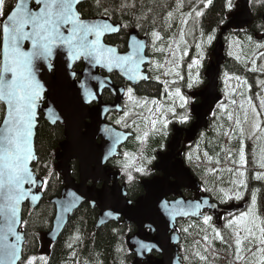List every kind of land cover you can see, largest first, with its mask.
<instances>
[{
	"label": "snow or ice",
	"instance_id": "1",
	"mask_svg": "<svg viewBox=\"0 0 264 264\" xmlns=\"http://www.w3.org/2000/svg\"><path fill=\"white\" fill-rule=\"evenodd\" d=\"M244 2L249 16L255 13L262 18V22L255 27L262 33L260 39L264 40V0ZM84 3L85 0H14V3L8 4L7 0H0V264H36L37 257L27 255L21 243L22 234L18 229L21 225L27 226V221L21 215L22 206L25 202L38 206L42 199L40 193L46 192L53 181L59 180V174L46 161L38 159L33 149V130L38 109L47 102V89L39 78L43 69L52 71L56 66L55 62L62 61L66 76L76 82L82 106L92 104L98 99L102 89L110 87L105 79L97 75L96 69H105L108 73L118 71L132 82L124 92L127 97L126 107L130 103L133 107L147 108L150 113L146 121L150 123V128L136 137L141 145H145L150 135L167 137L171 125H184L191 121L189 105L192 97L187 95L184 89L193 90L203 83L201 70L204 68L207 49L217 40L218 28L230 27L244 11L240 0H199L198 5H189L190 10L184 12V0H175L174 5H168V8L174 10H167L166 15L160 17L152 15L150 9L144 11L145 6H138L136 0L131 2L92 0L89 6L96 9L98 18L84 19L81 12ZM209 8H215L217 11V27L210 28L207 32L201 29L199 39L194 44L195 56H191L186 39L187 26L193 18L199 19L204 16L202 9ZM117 12L120 14L119 20L115 19ZM177 12L181 15L182 25L179 38L169 36L165 42L162 33L165 29L170 30L173 27L170 21ZM250 22V20L240 22L245 43L254 44L256 50L264 49V43L255 42L253 36L248 35L247 30L243 28V24ZM133 27L143 32L146 39H141L135 33L126 32L127 47L123 53L117 47L104 43L106 36L125 32L126 29ZM149 47L154 52L170 54L171 59L165 60L163 64L146 59L143 53ZM233 47L242 49L243 46L241 41L231 40L229 48ZM228 55L233 56V51H229ZM186 57L189 58V62L184 68L183 62ZM234 58L237 61L241 59L239 55ZM262 58L264 51L247 60V65H250L247 70L264 75V64L257 62ZM80 61L87 64L83 79H80L81 74L74 70L75 63ZM145 64L149 65L150 70L153 67L166 69L155 77L157 82L164 85L163 96L159 101L137 98L134 94L136 82L152 79L142 71L141 66ZM161 75L168 79L161 81ZM222 83L224 85L222 94L227 103L218 102L216 109L220 113H226L227 119L233 121L234 115L229 111V106L237 104L235 97L239 94L247 102V107L244 102L240 104L243 121L239 116L234 120L239 135L242 137L245 135L242 124L249 122L250 114L249 138H256L257 133L264 135L262 119L264 97L261 96V93H264V80L258 82L260 92L256 95L259 109L253 103L251 95L245 97L242 91L246 89L251 93L252 88L248 80L225 72L222 74ZM45 113L52 124L63 120L54 104L47 106ZM129 116L130 112L124 110L123 119L117 120L116 124L124 123L125 127H128L126 121ZM213 116H216L215 111ZM132 126L135 127V121ZM102 132L109 143L105 153L97 160L98 168L117 156L122 137L119 131L108 126H105ZM225 135L231 139L230 133L226 132ZM204 155L211 162L208 154ZM122 156V159L116 160V164L120 176L126 178L129 185L137 178L134 173L142 177L152 174L149 165L155 156H146L143 147L138 156L128 152H124ZM238 156V160L234 159L228 150L227 159L236 165L235 169H227L234 177L229 181V187L209 188L205 183L200 191L211 193L220 204L244 199V193L248 190L249 174L246 171L248 161L243 139L239 141ZM187 159L191 162L192 156L188 155ZM253 163L254 167L261 171L254 172L251 179L264 181V156ZM81 174L84 179H88L87 175ZM95 178L93 176V180ZM123 195L126 196L127 193ZM82 199V196L75 192L65 193L58 202L59 213L55 217V228L61 226V221L67 214L77 209ZM90 202L96 203L95 200ZM124 202L128 205L133 203L130 199ZM246 203L247 210L239 215L229 211L224 225L225 229H231L233 232L234 264H264V209H258L255 191L251 193L250 202ZM216 208L217 204L211 202V197L194 201L183 199L158 201V211L162 217L170 221L185 217L197 218V226L200 224L206 226L203 231L211 229L215 240L226 243L222 232L212 226L213 215L207 214L209 209ZM117 211L109 205V210L104 211L103 215L119 219ZM183 231L187 233L189 228H184ZM71 239L79 241L80 236L74 235ZM201 239L206 246L204 251L207 252L210 247L209 236L205 234ZM199 243L198 241L197 245ZM68 247L73 248V243H69ZM134 247V254L137 256L151 254L154 251L163 252L156 243L145 240H137ZM117 251L123 253L124 250L120 248ZM194 254L201 261L207 259L199 252ZM187 259L188 257H185V260ZM39 260L42 264H47L45 257L40 256Z\"/></svg>",
	"mask_w": 264,
	"mask_h": 264
},
{
	"label": "water",
	"instance_id": "2",
	"mask_svg": "<svg viewBox=\"0 0 264 264\" xmlns=\"http://www.w3.org/2000/svg\"><path fill=\"white\" fill-rule=\"evenodd\" d=\"M241 6L244 11H242L241 16L238 17L237 21L233 22L230 27L221 28L215 48L213 50L215 62L210 65L206 73V78L208 80V90L205 95V100L201 105L197 106L194 109L196 122L187 132V140L190 142L197 137L200 131L207 128L209 110L212 109L222 99L218 91V80L220 67L224 61V57L222 55L224 36L232 28L240 30L241 21L250 20L252 22L253 20L252 15L249 16L247 14V5L245 4L244 0H241ZM250 23L243 24V28L248 26ZM132 33H135L138 36L137 32ZM141 39L146 38L144 37ZM146 52L147 49L143 54L145 55L146 59H149V57H147L146 55ZM55 64L56 66L52 71H48L47 68H44L43 71L39 74V78L45 84V87L47 89V102L45 106H43L42 104L38 109L37 120L35 122V127L33 130V149L34 153L36 154L35 139L38 120L40 118V115H42L44 121L52 124L46 117L45 108L54 104L55 109L63 116V120L58 123L61 124L65 130V141L60 144L59 152L55 156V161L57 162V172L63 178L62 180L64 187L60 195L50 201V204L54 206L55 212L52 221V228L47 234L44 235L45 247L53 245L57 242L73 215L79 210L80 207L87 204L92 209L97 208L99 210V215L96 222L97 230L110 223H118L119 221H122L127 225L132 224L137 228L136 234L127 240V246L133 254L135 252L134 246L137 240H145L151 243H156L163 249V252L154 251V253L161 256V258L155 262H152L151 258L149 257L150 254H145L143 256H137L134 254L136 256L134 264H141V262H148V264H182L178 248L180 245V235L177 230V222L189 219L197 221V218L185 217L170 221L167 218L162 217V215L158 211V201L165 199L167 200L171 195L178 196L180 194V190L182 189H188L196 193H198L200 190V184L193 178L190 170L185 167L182 160H176V162H174L173 164L170 163V161L173 160L174 155L179 150V139L181 131L177 134V136L174 137L173 141L171 142L169 146V154L163 157L161 156L159 158V163L156 165V168L158 170L164 172V178L142 183L145 190L144 197L137 199L131 205L126 204L124 201L128 200V194L126 196L123 195L127 192L124 187L121 188L118 185L117 178L119 177V175L117 173L112 175V177L116 178V181L114 183V186L111 187L110 190H108L107 188H102L101 190H99L95 187V182L100 181V175H102V169L104 165H101L98 168L97 160L105 153L107 149L105 144L94 147L92 139L95 141L98 131L101 130V128L103 129L105 126H107L105 123V116L107 115V113L119 109V106H116L113 109H107V107L104 108L102 105H100L96 109V111L100 113V118L95 117L92 119L93 111L95 109L90 110L88 108V105H81V101L78 95L79 90L76 87V82L73 81L70 77L66 76L65 69L62 67V61L57 60ZM145 65L141 66L142 71L144 70L143 67ZM102 70L107 72L105 69ZM86 71L87 64L84 62V71L80 75L81 79L84 78L83 74ZM95 71L97 73V69ZM112 73L120 74L118 71H114ZM106 81L108 82V84H110L108 79H106ZM108 88L117 90L113 87ZM122 94L123 90H117L116 101H118V104ZM95 102H99V99H97ZM106 109L107 111H105ZM85 117L86 119L90 117L91 120H93V124L90 126L88 124L84 125L83 121ZM77 125L78 127L80 125L81 130L87 129V132L81 134L79 129L78 132H76ZM74 142H76L78 145L84 143V145L82 148L78 145L74 146ZM74 159L79 160V183L75 182L70 172V165L74 161ZM89 166H94L95 168H89ZM81 173L87 175L88 179H84ZM93 176L96 177L95 180H93ZM170 179H173L175 182H170ZM89 180L94 181L93 186L87 185V181ZM66 192H75L78 195L82 196L83 199L78 204L77 209H75L72 213L67 214L66 217L61 221V226L59 228H55V217L59 213L58 202L64 197ZM40 195L43 197V192L40 193ZM201 198H210V196L204 195L200 196L198 199ZM179 199H183L185 201H194L186 200L184 198ZM41 200L38 202V206ZM92 200H95L96 203L92 204L90 202ZM211 202L216 203L212 201V199ZM25 205L30 210L36 209L38 207L35 204L29 205L27 202H25V204L22 206L21 215L23 207ZM109 205L111 206V208L118 210L117 215L119 216V219L110 218L103 215L104 211L109 210ZM247 205L248 203L246 202L234 207H220L217 204V208L215 210L209 209L207 214L215 215L217 221L219 222L221 215H227L229 211L232 213L241 212L245 210ZM173 229H175V231H173ZM18 230L22 234L21 243L24 247L25 233L21 230V226ZM148 230L150 232H148Z\"/></svg>",
	"mask_w": 264,
	"mask_h": 264
},
{
	"label": "trees",
	"instance_id": "3",
	"mask_svg": "<svg viewBox=\"0 0 264 264\" xmlns=\"http://www.w3.org/2000/svg\"><path fill=\"white\" fill-rule=\"evenodd\" d=\"M91 2L92 0L85 1L83 7L81 8L82 18H98L96 9L89 6ZM129 2H131V0H129ZM7 3L12 4L14 3V0H7ZM136 3L138 6L144 5V11L147 12L150 9L152 15L162 17L166 15L167 10H174V8H168V5H174L175 0H136ZM198 4L199 0H184L183 11H189V5L196 6ZM202 10L205 14L199 19L198 23H193L194 31L190 35V42H187L192 45V48L194 47L195 42L199 39V32L201 31V29L207 32L210 28L217 27L218 16L216 9L209 8L206 10ZM115 19H120L119 12H117ZM170 22L173 24V27L170 30L165 29L162 33L167 35L168 37L173 36L172 33L173 31H176V29L180 31L182 27L180 13H175ZM261 22L262 18L258 16V19L253 24V29L256 33H261L255 27V25H258ZM221 27L223 26H220V28H218L217 36L220 34ZM129 31H137L140 34H143V32L138 31L134 27L125 30V32ZM168 37L167 39H165L168 40ZM240 38L242 39L243 44L242 49H246L247 51H249L246 52V54H252V52L250 51L253 48L252 46H254V44H246L245 36H241ZM254 41L257 42L256 40ZM213 46L212 49L214 50ZM188 47L190 53H193L192 48H190L191 46L188 45ZM193 49H195V47ZM209 50L210 48L207 49V52L212 51ZM152 53L153 50L152 48H150L148 54ZM158 54L159 56L156 63L163 64L165 60H170V57L167 53H163L162 55V53L158 52ZM155 70V75H160V72L165 69ZM165 79H167V77H165ZM148 86H150V84L144 85L143 89H147ZM220 120H222V126L221 129L219 128V131H217L219 135H208L206 141L207 145L203 149L204 153H207L208 157L211 158V162L206 159L205 168L201 169L200 175L209 188L229 185V181L233 179V175L229 173L227 169H235L236 165L232 161L227 159L228 150L231 151L234 159L238 160L239 141L244 138V136H240L234 130L232 132L230 128L232 124L235 125V117L233 121H229L227 119V114L222 113V117ZM219 121H216L215 124L219 125ZM226 132L230 133L231 139L229 138V136L225 135ZM63 141V128L60 125L50 126L40 117V120H38V128L35 139L36 156L41 161H46L56 173L58 172L56 170L55 154L58 152L59 145ZM209 143H211L212 146H210ZM221 149H224L225 151H221ZM258 151L259 149L252 151L249 144L245 148V155L249 163H251V167L249 166V168H247V172L249 174L248 190L244 193V199L241 202H250L251 193L255 191L258 202V209H264V183L251 179V175L255 172L253 169V162L258 155ZM217 160H219L220 162L216 163ZM71 166V171L73 173L74 163H72ZM213 168H215L217 171L211 173L210 170ZM73 176L74 175H72V177ZM63 187V180L59 175V180L53 181L48 190L46 192H43V199L35 210L30 211L26 206L23 208L22 218L27 221L26 227L24 225L21 226V229L25 233L24 252L27 255L37 257L36 264H42V262L39 260L40 256L49 259L48 264H134L133 257L131 256L126 241L129 229H125L122 223H110L97 230L95 228L97 222V212L93 211L88 205H83L73 215L55 245L49 248L47 251L44 250L45 254L42 252L41 248L44 247H42L41 240L43 239V236L51 230L55 212L54 207L50 204V200L56 196H59ZM207 195L213 198V201L216 202L215 197L211 193H207ZM189 225L193 226L189 227ZM212 226L215 227L218 231L222 232L225 240L228 236V232L221 229L223 227V224H218L213 219ZM205 227L206 226H203L202 224L197 226V221L191 220L178 224V233L180 234L181 238L179 255L181 256L182 260L186 263L187 260H185V256L188 254L190 255L189 261L193 262L191 264H234L233 244L230 243V245H226L220 240H215L211 229H207L206 232L202 230ZM184 228H189V231L185 233L183 231ZM205 234L209 236V242H211L210 246H213V248L211 249L216 250L217 253H213V251L207 255L203 253L205 247L203 246L204 244L201 238ZM74 235L80 236L79 241H72L71 238ZM198 241L200 242L199 245H197ZM69 243H73V248L70 249L68 247ZM120 248L124 250L123 253L117 251V249ZM197 252L206 256L207 259L205 261L199 260L198 256L194 254ZM187 263L190 264L189 262Z\"/></svg>",
	"mask_w": 264,
	"mask_h": 264
},
{
	"label": "flooded vegetation",
	"instance_id": "4",
	"mask_svg": "<svg viewBox=\"0 0 264 264\" xmlns=\"http://www.w3.org/2000/svg\"><path fill=\"white\" fill-rule=\"evenodd\" d=\"M252 17H253L252 22L248 26H246L245 29L247 30L248 35L253 36L254 40L264 42V40L260 39L262 33H256L253 29V24L258 19V16H254V13H253ZM220 31H221V29H220ZM125 33L126 32H121V35H120V33L109 35V36L104 38V43L108 44L110 46L117 47L118 50L121 53H123L127 47V36L125 35ZM141 36H144V35L140 34V37ZM218 36H217V39H218ZM241 36H245L244 32H242L241 30H236L235 28H232L231 30H229V32L223 38V53H222V55L224 57V61L220 67V74H219V80H218V91H219L221 98H222L220 102L225 103V98L222 94V90L224 89V85L222 83V74L223 73L227 72L230 75H239L243 79H246V78L248 79V76L250 74H253L247 70V66L244 67V69L241 68L242 65H240V63L238 61H236V59L234 57H231L228 55V46L229 45L226 42L228 40V38H230V37L239 38ZM226 38H227V40H226ZM216 42H217V40L214 42V44H213L214 46L212 45L214 48H215ZM149 44H150V41H149ZM212 46L210 47V50L213 51ZM150 48L151 47L147 48V57H149L150 60H152L156 63V61L158 60L159 54H158V52H154V51L152 54H148V51ZM212 51L207 52L206 59L204 62V68L201 70V78L203 80V83L198 88H195L193 90H188L187 88L184 89L185 93L192 97L190 105H189V110H190L191 115H192L191 121L188 124H184V125H181V124L171 125L167 137H161L158 135L157 136H151L150 135L148 137L145 145H141V143L136 139V137H137V135H142L144 131H147L150 128V123H146V121H148L150 113L148 112L147 108L133 107L130 103H128V105L126 107L127 97L124 95V92L126 91V87L132 82H129L127 79H124V77H122L120 74H117V73L108 74L104 70L99 69V71H98L99 75L98 76H100L101 78H104V79H107V78L111 79V82L109 84L110 87H113V88L120 87L123 90V96H121V98L119 100V103H120L119 109H116L113 112H110L105 116L106 124L111 125L113 129L119 131L122 134V137H121V141L118 145L117 156H114L111 161H109L107 164H104L103 169H102V175H100V181L95 182L96 188H98L99 190H101L102 188H107L108 190H110V188L114 186V183L116 181V178L112 177V175L117 173L119 175V177L117 178V183L121 188L122 187L125 188V190L128 194L127 195L128 199L135 202L137 199L144 197L145 196V190H144L142 183L146 182V181H152L155 179H163L164 178V172L158 170L156 168V165L159 163V158L161 156L163 157V156L169 154V152H170L169 146H170L171 142L173 141L174 137L177 136V134L180 133V131H181V134H180V139H179V150L174 155V158L172 161H170V163L173 164L174 162H176V160H182L185 167L190 170L193 178L195 180H197L198 183L200 184V189L205 185L204 180L201 179L198 172L197 171L195 172V170H194V169H197L200 173V169H202V167H201V155L200 154L198 155L197 153H193V152L196 149H202L203 145H200L199 147L196 146L197 142L199 141L201 136H208V135L212 134L213 123H214V120L216 119V116L218 113V110L216 109V105L212 109H210L208 112V126H207V128L200 131L199 134L197 135V137L193 141L190 142L187 140V132L192 128V126L196 122V117L194 115V109L197 106L201 105L203 103V101L205 100V95H206V92L208 90V80L206 78V73H207V70L210 67V65L215 62V58L213 56ZM191 54L193 55V53H191ZM208 58H209V60H208ZM262 60H263V58H262ZM259 61H260V59H259ZM183 67L186 68V65H183ZM143 68H144V72L148 76L152 77V79L146 80V81H141V82H136L135 83V92H134L135 96L137 98H145V99H149V100H151V99H157L158 101L161 100V98L163 96L164 85H163V83L157 82V80L155 79V77L158 76V75H155V73H156L155 69L156 68L153 67L150 70L149 65H147V64ZM83 69H84V64L82 61H80L74 65V70L79 74L83 71ZM160 80L161 81L165 80V77L164 76L162 77V75H161ZM248 82H249V85L253 86V88H254L253 83L250 82V80H248ZM149 84H150V86H148L147 89H143L144 85H149ZM193 93H195V95H193ZM116 95H117V90H112L108 87H105L100 92L98 99L102 105L107 107V109H113V103L118 104V102L116 101ZM99 106H100L99 103H97L95 101L92 104L88 105V108L90 110L95 109L93 111L92 119L95 117L100 118V113H98L96 111V109ZM149 107H152V106L149 105ZM124 110H127L130 112V116H129V118H127V121H126V123L129 125L128 127H125L124 123H121L119 125L116 124L117 120L123 119V111ZM214 111L216 112L215 117L213 116ZM235 113H239V108H236ZM87 119H88L87 124L89 126L92 125L93 120H91L90 117ZM134 121H135V127L132 126ZM55 125H58V124H55ZM55 125H53V126H55ZM92 142H93L94 147H97L101 144H108L109 143L107 138L103 134L102 129L98 131V134H97V137L95 138V141L92 139ZM76 145H78V144L76 142H74V146H76ZM83 145H84V143H82L78 146H81V148H82ZM161 145H163V148H161ZM142 147L144 149V154L146 156H149V157L155 156V159L152 161V164L149 165V167L152 169V174L149 176H143L142 177V176H139V174L134 173V175L137 178L133 184L129 185L126 181V178H123L120 176L119 168L116 164V160L122 159L123 158L122 154L124 152H128L129 154H131L133 156H138L140 154V150ZM106 149H107V147H106ZM177 154H178V156H177ZM179 154H180V156H179ZM188 155L192 156V160L190 163H188V159H187ZM72 163H74V171L72 173V175H74L73 178H74L76 183H79L80 182L79 160L74 159V162H72ZM203 168H205V166ZM93 182L94 181L89 180V181H87V185L92 186ZM170 182L174 183L175 181L173 179H170ZM204 195H206V192H202L200 190L198 193H196V192L188 190V189H182V190H180V194L178 196L171 195L168 197L167 200L172 201V200H176L179 198H184L186 200H196L200 196H204ZM232 202H233V204H231V205H235L237 203L235 201H232ZM217 204L220 207L231 206L230 204H227V205H220L219 203H217ZM85 205H87V204H85ZM92 210L97 212V219H98L99 210L97 208H94ZM210 215H213V214H210ZM223 217L226 218L227 215L226 214L221 215L220 220ZM213 219L215 220V222H218L215 215H213ZM190 220L196 221V220H192V219L178 221L177 222V229H178L179 223L190 221ZM219 222H221V221H219ZM118 223H122V225H124L125 229H129L126 241L136 234L137 228L134 225H132V224L127 225V224H124L122 221H119ZM95 228H96V225H95ZM148 232H150V231L148 230ZM128 249H129V247H128ZM130 253H131V256L133 257V263H134L136 256L131 252V250H130ZM149 257L151 258L152 262H155L161 258V256H159L158 254H156L154 252L152 254H150ZM182 262H183V264H188L187 262L185 263L183 260H182ZM141 264H148V262H141Z\"/></svg>",
	"mask_w": 264,
	"mask_h": 264
},
{
	"label": "rangeland",
	"instance_id": "5",
	"mask_svg": "<svg viewBox=\"0 0 264 264\" xmlns=\"http://www.w3.org/2000/svg\"><path fill=\"white\" fill-rule=\"evenodd\" d=\"M240 3H241V0H240ZM85 19V18H84ZM87 19V18H86ZM200 19V18H199ZM199 19H195V18H193L192 20H191V22L189 21V25L187 26V31H188V35L186 36V39H187V42H190V35H191V33L194 31V24H196V23H198L199 22ZM194 23V24H193ZM196 30V29H195ZM164 36H165V38L167 39V35H165V34H163ZM172 35H173V37H175L176 39H178L179 38V31L176 29V31H173V33H172ZM228 38V37H227ZM227 38H226V40H227ZM165 39V42H167V40ZM189 40V41H188ZM231 40H238V41H241V43H242V39L239 37V38H233V37H230V38H228V40L226 41L227 43H228V45H229V42L231 41ZM257 42H260V43H264V42H261V41H257ZM188 45H190L191 47L190 48H192V45L190 44V43H188ZM243 45V44H242ZM245 45V44H244ZM253 48L251 49V51L250 52H252V54H246V52H249V51H247L246 49H241V48H236V47H233L232 49H230L229 48V46H228V52L229 51H233V56H231V57H235L236 55H239L240 57H241V59H240V61H238L239 63H240V65H242V67L241 68H243L244 69V67H248V66H250V65H247V60H250V59H252L253 58V56L254 55H256V56H258L259 55V52H262V51H264V49H260V50H256L255 49V47L254 46H252ZM194 48V47H193ZM192 48V50H193V55L190 53V55L191 56H195V49H193ZM254 51V52H253ZM213 52V51H212ZM222 53H223V51H222ZM162 55H163V53H162ZM169 55V59H171V56H170V54H168ZM212 57V56H211ZM208 60H209V58H208ZM237 61V60H236ZM189 62V58H185L184 59V62H183V65H187V63ZM258 62V64H264V58H263V60L262 59H260V61L258 60L257 61ZM98 70V69H97ZM144 71V70H143ZM251 73H253V72H251ZM264 75H261V74H259V73H253V74H250V76L248 77V79L246 78V80H250V82H252L253 83V85H254V88H253V86H251V88H253L252 89V91H251V93H248L247 92V90L246 89H242V91H244V93H245V97L246 96H248V95H251V97H252V99H253V103H255L256 105H257V107H258V109H259V100L257 99V93L258 92H260V89H259V87H258V82L260 81V80H264ZM108 80H109V82H111V79L110 78H107ZM233 84H235V81H233L232 82ZM116 89L117 90H122V88H120V87H116ZM119 92V91H118ZM261 96L262 97H264V93H261ZM235 99L237 100V104L235 105V106H229V111L230 112H232L233 113V115H234V117H236V116H239V118L243 121V110L240 108V104L242 103V102H244L245 103V107H247V102H246V99L244 98V97H241L239 94H237V96L235 97ZM118 102V101H117ZM97 103H99V105H102L100 102H97ZM225 103H227V100H225ZM120 104V103H119ZM119 104H115V103H113V108H115L116 106L118 107L119 106ZM104 108H105V106L104 105H102ZM90 107V106H89ZM239 108V113H235V111H236V108ZM235 113V114H234ZM101 115H102V113H101ZM221 117H222V113H220L219 111H218V113H217V116H216V119L214 120V123H213V130H212V134H211V136L213 135V136H218L219 134H218V132L217 131H219L218 129L220 128L221 129V126H222V120H220L221 119ZM262 119H264V116H262ZM87 120L88 119H86V117H85V119H84V125H87ZM220 120V121H219ZM216 121H219V125H216L215 123H216ZM145 124V123H144ZM242 127L244 128V131H245V135H244V138H243V140H244V142H245V148L248 146V144H249V146L251 147V150L252 151H254V150H256V149H259V151H258V155H257V157H256V161L258 162L259 161V159L262 157V156H264V135H260L259 133H257V137L256 138H249V136H250V134H251V114H250V118H249V122L248 123H246V124H242ZM230 128H231V130H232V132H233V130L235 131V132H237L238 134H239V130L238 129H236V126L235 125H231L230 126ZM78 129L80 130V132H81V134H84L86 131H87V129H82L81 130V128H80V125H79V127H78V125H77V129H76V132H78ZM102 129V128H101ZM207 138H208V136H201V138L199 139V141L197 142V145L196 146H200V145H203V147H202V149H196L193 153H197L198 155L200 154L201 155V167L203 168L204 166H205V164H206V159L207 158H205V153H204V151H203V149L206 147V145H207V143H206V141H207ZM210 144V146H212V144L211 143H209ZM247 145V146H246ZM248 155H249V152H248ZM247 159V158H246ZM248 161V160H247ZM188 163H190L189 161H188ZM251 163H249V161H248V163H247V166H246V171H247V168H249V166L251 167V165H250ZM89 168H95L94 166H89ZM256 168V169H255ZM253 167V169H254V171L256 172V171H261V169H259L258 167ZM213 169H215V168H213ZM213 169H211L210 171H211V173H214L212 170ZM195 170V172L197 171L198 172V174L200 175V173H199V171L197 170V169H194ZM216 170V169H215ZM94 171V170H93ZM200 171H201V169H200ZM97 173V172H96ZM200 177H201V175H200ZM234 178V177H233ZM201 179H203L202 177H201ZM260 182H263L264 183V181H260ZM205 183V182H204ZM224 184V183H223ZM230 185H223L222 187H225V188H227V187H229ZM258 192V191H257ZM207 194V193H206ZM213 199V198H212ZM243 200V199H242ZM242 200H240V201H236V200H232V201H235V202H241ZM232 201H230V202H228V203H224V204H220V205H227V204H233V202ZM217 202V201H216ZM218 203V202H217ZM240 214V213H239ZM239 214H237V215H239ZM222 221H223V227L221 228L222 230H226V232H228V236L226 237V239H225V241H226V245H230V243L232 244V239H233V232H232V230L231 229H225V227H224V225H225V223H226V218L225 217H223L222 219H221ZM212 223H213V221H212ZM44 238V237H43ZM43 241V242H42ZM45 239H42L41 240V244H42V247H44V248H41L42 249V252L44 253V250H48L49 248H51L52 246H54L55 244H53V245H50V246H46L45 247ZM210 244H211V242H209ZM204 247H206L205 245H203ZM203 247V248H204ZM211 248H213V246H210L209 247V250L207 251V252H205L204 250H203V253H205L206 255L207 254H209V253H211L212 251H213V253H217L216 252V250H212ZM23 250H24V248H23ZM210 251V252H209ZM45 254V253H44ZM245 255H250V254H248V253H245ZM185 257H188V259H187V262H189L190 264L191 263H193V262H191V261H189V257H190V255H186ZM45 260L47 261V264H48V262H49V259H47V258H45Z\"/></svg>",
	"mask_w": 264,
	"mask_h": 264
},
{
	"label": "bare ground",
	"instance_id": "6",
	"mask_svg": "<svg viewBox=\"0 0 264 264\" xmlns=\"http://www.w3.org/2000/svg\"><path fill=\"white\" fill-rule=\"evenodd\" d=\"M255 14V13H254ZM255 16V15H254Z\"/></svg>",
	"mask_w": 264,
	"mask_h": 264
}]
</instances>
